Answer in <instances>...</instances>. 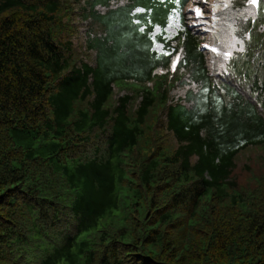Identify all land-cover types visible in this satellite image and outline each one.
<instances>
[{
  "label": "trees",
  "instance_id": "obj_1",
  "mask_svg": "<svg viewBox=\"0 0 264 264\" xmlns=\"http://www.w3.org/2000/svg\"><path fill=\"white\" fill-rule=\"evenodd\" d=\"M218 1L0 0V264H264V0Z\"/></svg>",
  "mask_w": 264,
  "mask_h": 264
},
{
  "label": "rangeland",
  "instance_id": "obj_2",
  "mask_svg": "<svg viewBox=\"0 0 264 264\" xmlns=\"http://www.w3.org/2000/svg\"><path fill=\"white\" fill-rule=\"evenodd\" d=\"M195 4L200 3L199 6L200 15H197L195 9L197 7H192L190 9V21L196 26V28L201 29L203 27H208V21L212 17L213 7L215 6V0H194ZM194 5V3L192 4ZM209 7V10L207 8ZM172 26L169 28V32L171 35H177V31L180 29L179 23L177 22L176 18L172 20ZM160 47V46H159ZM206 49H210L214 52H217V48L214 46L207 45L205 46Z\"/></svg>",
  "mask_w": 264,
  "mask_h": 264
},
{
  "label": "snow or ice",
  "instance_id": "obj_3",
  "mask_svg": "<svg viewBox=\"0 0 264 264\" xmlns=\"http://www.w3.org/2000/svg\"><path fill=\"white\" fill-rule=\"evenodd\" d=\"M249 2H250V3H255L256 0H249ZM195 12H196L197 15H200V10H199V8L195 9ZM213 51H215V49H213Z\"/></svg>",
  "mask_w": 264,
  "mask_h": 264
}]
</instances>
